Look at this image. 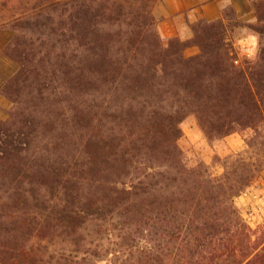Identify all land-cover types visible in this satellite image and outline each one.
Listing matches in <instances>:
<instances>
[{
  "label": "trees",
  "instance_id": "obj_1",
  "mask_svg": "<svg viewBox=\"0 0 264 264\" xmlns=\"http://www.w3.org/2000/svg\"><path fill=\"white\" fill-rule=\"evenodd\" d=\"M153 1L38 0L0 23L18 66L0 88V264H264L234 204L264 169V0L242 64L232 6L182 40ZM188 116L209 143L248 132L244 148L218 173L189 163Z\"/></svg>",
  "mask_w": 264,
  "mask_h": 264
},
{
  "label": "rangeland",
  "instance_id": "obj_2",
  "mask_svg": "<svg viewBox=\"0 0 264 264\" xmlns=\"http://www.w3.org/2000/svg\"><path fill=\"white\" fill-rule=\"evenodd\" d=\"M37 1L38 0H0V23L3 21L4 18L8 16V14L13 13L14 11H19L20 9H24L26 7L32 8L35 3H37ZM161 1L162 0H154L151 5V11L157 21V29L160 35L162 37H171L164 36L163 31L158 26L159 22L164 20V18H166L167 20L173 19L172 16L166 17L165 12L161 10L159 5L161 4ZM219 1L225 4L221 8L219 16L217 18L221 16L223 8L228 5L232 6L235 11V20H232V22H230L231 20L225 21V40L230 43L233 53L238 56L240 64H242L245 59H254L258 49V37L254 34L251 28H249V25L256 24L257 22L256 14L252 7V1L254 0ZM13 4L14 6L12 8L11 6ZM183 16L185 19L184 28H180V33H177L172 36H178L180 39L185 40L191 37L192 32L186 22L187 20H190L187 17L185 11L183 13ZM198 18H204L206 20L217 19L197 17L195 20H197ZM187 29L189 32V36L187 35ZM12 34L13 33L10 30L0 27V54L6 57L10 63L14 64L17 70V63L11 60L4 53V48L7 43L11 40ZM242 46H248L249 50H242ZM183 52L185 56H190L198 53L199 49L197 46H188L184 49ZM0 66H2V68L10 69V66L6 65L5 63H0ZM7 110L5 118L7 117ZM180 126L182 130V136L177 140V143L185 153L189 163L192 164L195 163L197 160H203L204 162L210 164L211 172L213 173H218L219 171H221V166L219 164L212 165V158L214 157V155H219L220 157H223L224 155H227L229 153L242 150L244 148L243 136L247 135L248 133L244 132L240 134L237 132H233L223 137L222 139H217L209 143L192 116L186 117L181 122ZM234 204L238 208L239 213L244 222L253 231V238L258 239L264 236V169L249 186H247L238 195L234 197ZM110 259L111 255L107 256L103 262L108 264H114L113 262H110Z\"/></svg>",
  "mask_w": 264,
  "mask_h": 264
},
{
  "label": "crops",
  "instance_id": "obj_3",
  "mask_svg": "<svg viewBox=\"0 0 264 264\" xmlns=\"http://www.w3.org/2000/svg\"><path fill=\"white\" fill-rule=\"evenodd\" d=\"M225 3L219 0H162L160 8L165 12L166 17L172 16V20L160 21L158 26L164 33V36H172L179 32L180 28H184V11L190 21L195 20L197 17H205L207 19H214L219 16V12ZM156 9V7H155ZM187 35L189 32L187 29ZM0 63H5L10 66V69L2 68L0 66V88L6 78L10 77L16 67L10 63L9 60L0 54ZM9 107L8 100L0 93V119H4L6 110Z\"/></svg>",
  "mask_w": 264,
  "mask_h": 264
},
{
  "label": "built area",
  "instance_id": "obj_4",
  "mask_svg": "<svg viewBox=\"0 0 264 264\" xmlns=\"http://www.w3.org/2000/svg\"><path fill=\"white\" fill-rule=\"evenodd\" d=\"M241 48H242V50H244V51H248V50H249V47H248V46H242Z\"/></svg>",
  "mask_w": 264,
  "mask_h": 264
}]
</instances>
